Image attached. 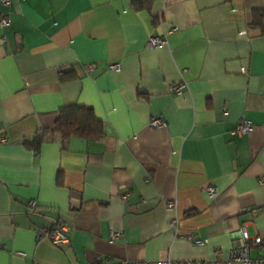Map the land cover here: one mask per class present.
<instances>
[{"label":"crops","instance_id":"crops-1","mask_svg":"<svg viewBox=\"0 0 264 264\" xmlns=\"http://www.w3.org/2000/svg\"><path fill=\"white\" fill-rule=\"evenodd\" d=\"M133 1L0 2V264L225 258L241 225L264 240V0ZM67 105L105 135L63 138ZM53 222L68 246L38 237Z\"/></svg>","mask_w":264,"mask_h":264},{"label":"built area","instance_id":"built-area-1","mask_svg":"<svg viewBox=\"0 0 264 264\" xmlns=\"http://www.w3.org/2000/svg\"><path fill=\"white\" fill-rule=\"evenodd\" d=\"M1 4L8 8L10 5V0H0ZM8 26V21L5 15L0 18V28H5ZM177 31L176 27H173L169 32ZM0 41H3V37L0 38ZM166 43V36H149L147 37L146 44L150 48H159ZM108 68L114 71L120 70L119 63H110ZM86 69L88 71L92 70L91 65H87ZM244 72V70H241ZM185 84L183 82L170 84L168 89L171 93L176 96L182 95ZM226 112V111H224ZM148 126L151 128L162 127L164 122L158 117H151L149 120ZM252 128V122L249 120H239L233 130L234 133L238 135L247 134ZM5 139L3 136H0V143H4ZM205 193L208 197L212 198L216 195V189L208 185L204 188ZM124 197V196H122ZM167 210L173 209V202H167L165 205ZM27 209L29 212H34L35 202L30 200L27 202ZM176 220L171 222L172 225H175ZM239 238L236 246L229 249L225 258H211V259H196V260H156V261H134V260H121L118 264H264V255L258 253L255 257L251 256V250L257 249L260 245L264 244L259 236L250 238L247 235L244 225H241L238 229ZM120 232L113 231L109 234L110 239H115L119 236ZM38 237L47 239L52 245L56 247L68 246L69 245V236L67 234V229L64 225L59 224L58 222H53L50 226L41 229L38 232ZM193 243L196 245H202L205 242L200 239H194Z\"/></svg>","mask_w":264,"mask_h":264},{"label":"trees","instance_id":"trees-1","mask_svg":"<svg viewBox=\"0 0 264 264\" xmlns=\"http://www.w3.org/2000/svg\"><path fill=\"white\" fill-rule=\"evenodd\" d=\"M152 1L134 0L132 5L136 10L141 9L149 12ZM156 22L157 18L153 17V24ZM258 24L264 26V14L261 15ZM53 129L58 131L63 138L76 136L85 140H93L100 139L105 135L103 123L95 117L89 106L67 105L60 108ZM40 140L39 135L35 138L31 147L37 149Z\"/></svg>","mask_w":264,"mask_h":264}]
</instances>
